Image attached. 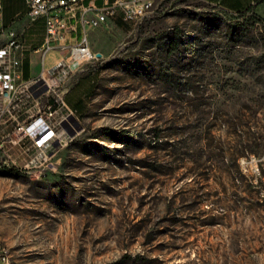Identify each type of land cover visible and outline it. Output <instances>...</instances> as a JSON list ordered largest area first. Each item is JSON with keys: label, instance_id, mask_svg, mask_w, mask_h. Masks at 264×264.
Masks as SVG:
<instances>
[{"label": "rangeland", "instance_id": "obj_1", "mask_svg": "<svg viewBox=\"0 0 264 264\" xmlns=\"http://www.w3.org/2000/svg\"><path fill=\"white\" fill-rule=\"evenodd\" d=\"M97 38L79 133L0 161L10 264H264V0H155Z\"/></svg>", "mask_w": 264, "mask_h": 264}, {"label": "built area", "instance_id": "obj_2", "mask_svg": "<svg viewBox=\"0 0 264 264\" xmlns=\"http://www.w3.org/2000/svg\"><path fill=\"white\" fill-rule=\"evenodd\" d=\"M84 0H27L33 18L46 21V56L54 41L68 49L38 76H24L19 52L24 42L19 33L9 31L8 39L0 44V161L8 165L49 166L66 147L68 139L79 133L75 111L66 99L69 83L86 62L98 59L89 43V28H97L119 14L126 21H139L153 9L155 0H103L101 6ZM80 10V15H79ZM93 11L94 15H90ZM80 17L82 38L68 44L69 31L77 30L71 23ZM4 10L0 0V31L4 29ZM102 56V55H101ZM74 132V134H72ZM17 148L16 157L12 151ZM0 264H10L8 249H0Z\"/></svg>", "mask_w": 264, "mask_h": 264}, {"label": "crops", "instance_id": "obj_3", "mask_svg": "<svg viewBox=\"0 0 264 264\" xmlns=\"http://www.w3.org/2000/svg\"><path fill=\"white\" fill-rule=\"evenodd\" d=\"M226 11L238 12L254 4L255 0H206ZM4 10V29L0 31V43L8 39L9 31L14 30L20 34L24 42V47L19 56L22 60L24 76L26 78L38 76L43 69L49 68L60 58L68 55V49L60 42L51 43V51L44 56L43 49L46 43V21L43 16L33 18L29 11L27 0H2ZM84 5L95 3L98 6L103 4V0H84ZM80 15V10H79ZM90 15H94L91 11ZM124 18L122 14L109 19V21L97 28H89V43L92 49L98 53L100 47L97 34L105 32L108 27L120 26ZM77 30L69 31L68 44L77 43L82 38L83 24L80 17L71 20ZM103 54V53H102ZM78 71L73 80L69 83L66 92V99L69 105L79 113H84L89 107L90 98L97 81L96 72L84 73Z\"/></svg>", "mask_w": 264, "mask_h": 264}, {"label": "trees", "instance_id": "obj_4", "mask_svg": "<svg viewBox=\"0 0 264 264\" xmlns=\"http://www.w3.org/2000/svg\"><path fill=\"white\" fill-rule=\"evenodd\" d=\"M251 7H252V5L249 6V7H247L246 9H249L250 10ZM177 44H178L177 39L170 40L169 51L173 53L175 51L176 47H177Z\"/></svg>", "mask_w": 264, "mask_h": 264}, {"label": "bare ground", "instance_id": "obj_5", "mask_svg": "<svg viewBox=\"0 0 264 264\" xmlns=\"http://www.w3.org/2000/svg\"><path fill=\"white\" fill-rule=\"evenodd\" d=\"M74 138L68 139L66 142V146L69 145V143L73 140Z\"/></svg>", "mask_w": 264, "mask_h": 264}, {"label": "water", "instance_id": "obj_6", "mask_svg": "<svg viewBox=\"0 0 264 264\" xmlns=\"http://www.w3.org/2000/svg\"><path fill=\"white\" fill-rule=\"evenodd\" d=\"M101 55H102V53L101 52H98V56H101ZM72 134H74V132Z\"/></svg>", "mask_w": 264, "mask_h": 264}]
</instances>
